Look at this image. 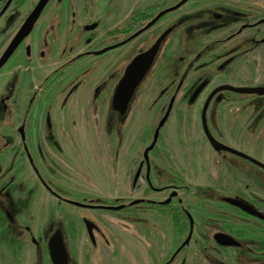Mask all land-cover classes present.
Segmentation results:
<instances>
[{
  "label": "flooded vegetation",
  "instance_id": "1",
  "mask_svg": "<svg viewBox=\"0 0 264 264\" xmlns=\"http://www.w3.org/2000/svg\"><path fill=\"white\" fill-rule=\"evenodd\" d=\"M83 15L99 17L81 25ZM17 36L24 37L0 66L1 72L11 62L12 73L18 75V80L10 79L9 93L3 98L0 94V106L4 110L0 121L12 117L15 122L18 116L21 118V123L14 125L16 127L12 130L9 144L0 146V264H27L29 256L33 258V264H54L49 245L56 231L62 235L68 264H71L67 246L69 240L61 227H55L40 239L30 235L28 226L16 224L11 185L16 183L23 168L17 169V162L26 164L35 184L58 202L83 210L124 212L128 222L136 220L141 240L138 248L142 252L141 245L145 243L147 228L157 230V223L165 221L170 227L172 250L163 261L157 259V264H185V252L194 244L198 249L209 251L206 257L212 264H215L212 261L217 264H264V144H256L264 143V93L235 91H264V82L255 81L257 57L264 55V0H139L135 4L129 0H0V61ZM33 36H45L47 41V50L39 46L40 59L52 56L59 57L61 62L41 78L21 111L17 84L20 81L19 73L23 71L21 68L24 67V79L30 71L35 54ZM60 36L63 37L62 42L67 39V45L66 49L56 53ZM81 36H84L86 47L82 51L78 49ZM142 36L152 37L148 41L145 39L135 54L126 59L122 74L114 86H110L112 80L109 73L104 80L90 88L89 96L83 102L85 113L90 110L98 112L103 108L108 113L104 115L105 124L113 115L118 116L119 120L125 119L131 100L150 76L165 47L173 36H183L180 49L187 58V71L196 69V72H201V80L181 99L189 108L186 128L192 121L193 107L201 103L198 112L201 136H196L194 149L203 152L208 149L218 157L213 165L220 176H217L216 182L204 187H189L185 178L177 176L167 150L158 145L161 131L180 99L176 96L183 85L180 78L149 143L141 145L138 157H131L130 151L124 154L125 157L128 153L127 160L130 159L133 164L131 188L140 189L141 196L114 205L90 201L94 197L82 202L64 198L50 187L45 176L48 172L45 153H48L49 147L62 155L53 129V114L59 120L74 119L82 104L80 93L85 89L82 84L108 65L113 52L127 51L131 42ZM161 37L163 39L152 64L135 89L126 112L120 115L112 107L118 82L132 60L148 51ZM198 40L201 46L197 47ZM245 101L250 105L252 120L256 121L250 130V143L243 145L241 137L244 134H241L239 145H231L220 138L223 135L219 128L211 124V118L214 117L218 124L221 107L227 103ZM170 104V112L152 145L154 133ZM236 107L239 112L241 108ZM65 131L64 128L59 130L63 136ZM38 136L45 139L44 144H41L42 141L39 145L35 144ZM1 137L5 139V136H0V145L3 143ZM16 137L18 144L15 143ZM117 140L121 142L122 138L117 137ZM212 142L221 148L216 149ZM154 153L157 154L153 156ZM155 158L159 166L155 165ZM18 187L21 188V184ZM184 196L194 197L196 205H186ZM70 202L80 203L84 207ZM133 202L137 203L131 205ZM118 206L122 208L105 209ZM147 215H152V218L147 220ZM81 223L89 244L92 248L96 247V236L100 237L98 226L86 218ZM4 231L8 233L2 235ZM103 246L106 247L107 242ZM155 249H159L158 245ZM216 256L222 261H218ZM148 257L156 260L154 254H148Z\"/></svg>",
  "mask_w": 264,
  "mask_h": 264
},
{
  "label": "rangeland",
  "instance_id": "2",
  "mask_svg": "<svg viewBox=\"0 0 264 264\" xmlns=\"http://www.w3.org/2000/svg\"><path fill=\"white\" fill-rule=\"evenodd\" d=\"M137 1L139 0H129L131 4H135ZM98 17L97 15L94 17L83 15L80 18V24L83 25ZM151 37L137 38L131 42L125 52L122 50L113 52L108 65L89 77L87 82L85 81L86 83L83 82L82 85L85 89H82L83 91L80 93L82 104L74 119L59 120L58 116L53 114V129L62 155L49 147L48 153H45L47 159L45 161L48 163V172L45 173V176L50 187L55 191L57 190L64 198L82 202L94 197L90 201L114 205L115 203H127L141 196L140 189L133 190L131 188L133 164L130 159L127 160L128 153L125 157L124 154L130 151L131 157H138L141 145L149 143L153 130L163 115L167 100L175 89V83L180 78L183 80V85L176 94L180 99H178V104L175 105L161 131L158 145L164 146L167 150L166 153L169 154L171 162L174 163L177 176L185 178L189 187H204L205 184L209 185L211 182H216L217 176H220L214 167L215 165H213L218 157L210 153L208 149L204 148V152L194 149L196 136H201L198 121L201 103L193 107L191 111L194 113L191 117L192 121L188 126L189 128H186L185 123L189 119V108L181 102V99L188 95L201 80V72H196V69L187 71V58L180 49L183 36H173L170 44L165 47L150 76L142 84L136 97L131 100L129 114L125 119L119 120L118 116L113 115L105 124L104 115L108 113L103 108L98 112L90 110L85 113L86 108L83 106V102L88 98L90 88L104 80L109 73L112 80L110 86H114L122 74L127 62L126 59L129 60L142 46L143 41L145 39L148 41ZM81 38L82 42L78 45L80 51L86 48L84 36ZM32 39L35 52L33 62L29 66L30 71L27 72L26 79H24V67L21 68L23 71L19 73L20 81L17 84V96L20 99L21 111H23L31 92L37 88L41 78L61 62L59 57L49 56V59H40L38 52L40 48L47 50L46 38L45 36H33ZM62 39L61 36L58 38L56 53L66 49L67 39L63 42ZM1 42L0 39V44ZM198 46H201L200 40L197 42ZM13 70V66L9 62L0 72V94L2 98L9 93L10 79L18 80V75L13 74ZM255 81L256 83L264 82V55L257 57ZM41 93L40 91L39 96ZM236 106L241 108L239 112ZM3 111L0 106V115ZM218 114V124L214 117L211 118V124L220 129L223 135L220 138L224 142L239 145L238 138L240 139L241 134H244L241 137L243 145L250 143V130L254 128L256 121L252 120L248 101L227 103L219 109ZM1 118L3 119L2 116ZM20 123V116L15 122L12 117L7 121H0V136H5V139L1 137L3 145L0 146L9 144L12 130ZM14 125L16 126L14 127ZM60 128L67 130L64 136L60 134ZM191 129L192 132H189ZM117 137L118 139L122 138V141L118 142ZM41 141V144H44L45 139L41 136L34 140L37 145ZM201 141H203L202 138ZM15 143L18 144V137H16ZM197 144H204V142ZM256 144L260 146L264 143L257 142ZM156 154L154 153L153 156ZM154 163L159 166L156 158ZM23 164L17 162V169L23 167L22 173L18 176L16 183L11 185V199L16 206L13 207L16 213V224L28 226L31 230L30 235L40 239H43L44 234H49L55 227H61L67 236V240H69L67 246L71 255V264H157V259L163 261L165 256L171 252L170 227L165 221L160 220L157 223L159 225L157 230H153L151 227L147 228L144 237L145 243L141 245L144 254L139 249L141 240L136 220L128 222L124 212L106 213L83 210L67 203L58 202L35 184L31 179L33 175L26 169V164ZM18 184H21V188L18 187ZM213 188L216 189L217 187ZM183 198L186 205L191 207L197 203L192 196H184ZM83 218L92 221L100 230V237L96 236V241H98L96 247L92 248L89 244L81 223ZM148 218L151 219L152 215H147L146 219L148 220ZM7 233L4 231L2 235ZM104 242H107L106 247L103 246ZM157 245L159 249H155ZM208 252L198 249L195 244L192 245L185 252V264H212L210 259L206 257ZM150 253L154 254L153 258L156 257V260L148 257V254L151 256ZM216 257L219 259L218 261H222V258ZM212 262L217 264L216 261ZM27 264H33L31 256L27 258Z\"/></svg>",
  "mask_w": 264,
  "mask_h": 264
},
{
  "label": "water",
  "instance_id": "3",
  "mask_svg": "<svg viewBox=\"0 0 264 264\" xmlns=\"http://www.w3.org/2000/svg\"><path fill=\"white\" fill-rule=\"evenodd\" d=\"M26 27V26H25ZM24 27V28H25ZM24 36H17L14 41L12 42L9 50L5 54V56L0 61V66L5 62L6 58L10 54V52L13 50L15 45L19 43V41ZM163 37L159 38L155 44L145 53L135 57L132 62L128 65V67L125 70V73L123 77L118 82L114 95L112 100V107L115 111H117L120 115H123L128 107V104L134 94L135 89L138 87L139 83L143 79L144 75L146 74L147 70L149 69L150 65L153 62V59L155 57V54L158 50V47L162 41ZM131 69V70H130ZM234 91V89H232ZM236 92L241 93H264L263 90L259 89H235ZM171 109V104L169 105L164 117L161 119V121L158 124V127L154 133L153 142L152 145L155 144L158 136V131L160 127L163 125L165 119L167 118L169 112ZM204 128L206 130V127L204 125ZM207 132V130H206ZM216 149L221 148L219 144L212 142ZM151 145V146H152ZM219 146V147H218ZM226 149V148H225ZM71 204L75 206H83L80 203L77 202H70ZM137 202L131 203V205L135 204ZM122 206L118 207H107L105 209L109 210H119ZM49 251L50 256L54 264H68V256L65 250V247L63 245L62 235L59 231H56L52 238L50 239V245H49Z\"/></svg>",
  "mask_w": 264,
  "mask_h": 264
},
{
  "label": "snow or ice",
  "instance_id": "4",
  "mask_svg": "<svg viewBox=\"0 0 264 264\" xmlns=\"http://www.w3.org/2000/svg\"><path fill=\"white\" fill-rule=\"evenodd\" d=\"M131 70V69H130Z\"/></svg>",
  "mask_w": 264,
  "mask_h": 264
}]
</instances>
